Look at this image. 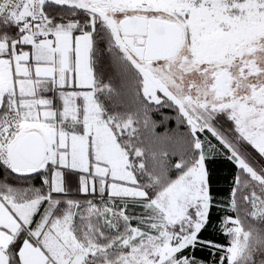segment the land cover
I'll return each instance as SVG.
<instances>
[{
  "label": "snow or ice",
  "instance_id": "snow-or-ice-1",
  "mask_svg": "<svg viewBox=\"0 0 264 264\" xmlns=\"http://www.w3.org/2000/svg\"><path fill=\"white\" fill-rule=\"evenodd\" d=\"M0 264H264V0H0Z\"/></svg>",
  "mask_w": 264,
  "mask_h": 264
}]
</instances>
